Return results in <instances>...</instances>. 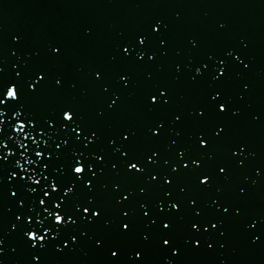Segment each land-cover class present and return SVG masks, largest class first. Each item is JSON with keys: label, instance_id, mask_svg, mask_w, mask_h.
<instances>
[{"label": "snow or ice", "instance_id": "1", "mask_svg": "<svg viewBox=\"0 0 264 264\" xmlns=\"http://www.w3.org/2000/svg\"><path fill=\"white\" fill-rule=\"evenodd\" d=\"M180 19L177 14V22ZM171 27L164 18H156L146 29L125 37L111 61L126 66L158 64L168 56L167 33ZM226 29L227 24H219L218 30ZM84 36L93 39V30L88 28ZM13 40L17 45L24 42L19 34ZM153 41L159 42L158 48L152 47ZM200 43L196 36L188 39L192 50L199 49ZM247 48L248 45L243 44L239 54L236 48L230 47L219 54H208L198 62L195 58L189 60L187 69L191 75L188 83L199 88L207 81L208 89L199 105L188 114L194 125L188 141L184 140L185 113L173 111L170 120H155L145 128L144 136L153 147L142 154L135 150L140 135L135 126H125L106 134L100 127L87 123L75 105H65L47 117H38L31 110L30 102L45 90L65 87L64 75L53 71L65 56L62 43L48 45L46 64L30 63L33 56L29 54L28 60H22L23 66L13 65L12 76L6 74L0 61V193L7 188L15 198L12 201L15 211L8 209L15 219L11 222V231L0 235V256L7 251L8 236L15 233L22 234L29 254L28 264H45L44 257L49 250L57 254L74 251L82 237L91 241L97 250L107 251L106 264H148L146 256L153 248L163 254L164 264H178V259L174 258L181 257L185 251L201 248L206 243V234L211 231L226 237L230 221L245 214L242 202L249 197L251 188L264 178V167H256L254 172L258 179L246 177L251 184L238 186L235 199L222 196L223 184L231 179L232 170L247 168L250 160L256 157V152L244 140L228 149L227 160H218L216 153V146L231 132L230 123H235L242 114L238 101L244 102L252 92L253 86L248 82L241 85L242 92L238 97L230 95L226 87L231 81L233 58L242 66L241 71H251L252 61L241 58ZM12 55L16 56L17 52ZM34 55L39 57L41 53L37 51ZM160 66L162 68V64ZM175 70V80L179 83L185 65L177 64ZM105 72L103 66L91 72L100 94L110 101L106 107L97 109L98 121H105L118 112L134 86L133 73L125 70L118 74L114 90L113 84L106 80ZM154 78L153 72L146 73L147 80ZM71 90L85 94L76 83L71 84ZM174 98L173 87L159 84L147 91L144 108L148 113L162 112L170 108ZM213 115L214 125L207 126ZM252 123L264 127V111L254 113ZM9 126L11 132H6ZM165 136L169 142L162 150L156 145ZM100 143H106L107 147L98 149ZM109 167L117 175L123 172L131 179L142 181L137 188L144 199H136L135 204V189L120 183L112 186L110 196L118 215L106 209L100 198L101 193L108 192V185L103 184L101 178ZM187 174L194 176L198 182L196 187L201 191L215 188L221 194L207 204V208L213 210L211 215L205 214L198 195L187 196L188 186L180 183V178ZM153 189L160 192L155 201L147 198ZM82 191L88 193L84 200L77 197V192ZM140 222L144 230L137 232ZM80 223L101 225L103 232L90 235L84 230L74 234L72 229ZM262 224L264 217L255 218L251 228L257 229ZM181 225L187 233L182 238L178 235ZM262 239L264 228L255 235L252 243H260ZM130 240L132 245L125 249V242ZM193 243L195 246L191 247ZM207 247L212 249L214 245L207 243ZM11 251L17 253L20 249L13 247ZM0 264H3L2 260Z\"/></svg>", "mask_w": 264, "mask_h": 264}, {"label": "water", "instance_id": "2", "mask_svg": "<svg viewBox=\"0 0 264 264\" xmlns=\"http://www.w3.org/2000/svg\"><path fill=\"white\" fill-rule=\"evenodd\" d=\"M177 14L181 17L179 22L176 20ZM156 18H164L172 25L167 33L168 56L156 65L126 66L113 63L111 57L116 54L120 42L125 37H131L137 31L146 29ZM221 23L227 24L226 30H218ZM88 28L94 32L93 39L84 36ZM17 34L23 38L22 45H17L13 40ZM192 36L200 39L197 50H192L188 44V39ZM241 41L248 45L241 58L247 57L252 61L251 71H241L242 66L233 58L231 81L226 87L230 95L238 97L242 92L241 85L248 82L253 86L252 92L246 96L244 102L238 101L237 106L242 114L235 123H230L231 132L216 146V153L218 160H227L230 156L228 149L234 143L244 140L256 152V157L250 160L247 168L232 170L231 179L223 184L224 199H235L238 186L251 184L246 177L258 179L254 170L256 167H264V127L252 123V115L264 111V0H0V61L3 62L2 66L8 76L14 75L13 65L23 66L22 60H28L29 54L33 56L30 63L46 64L48 45L62 43L65 48V56L53 68L54 72L64 75V89L45 90L39 98L30 102L31 110L38 117H47L65 105H75L87 123L100 127L106 134H112L125 126H135L140 131L135 146L138 154L153 147L144 136L145 128L155 120H170L173 111L182 110L185 113L184 140L188 141V135L194 127L188 114L199 105L208 89L207 81L202 82L199 88H193L188 83L191 75L187 69L189 60L195 58L198 62L208 54H219L230 47L236 48L239 54L243 49ZM152 47L158 48L159 42L153 41ZM37 51L41 53L39 57L34 55ZM13 52H17V55L13 56ZM177 64L185 65L179 83L175 80ZM98 66L105 68L106 80L113 84L114 90L121 71H131L134 76V86L122 101L120 110L105 121H98L96 118L97 109L106 107L110 102L107 96L100 94L93 82L91 72ZM149 71L155 74L151 81L146 79ZM72 83H76L85 94L74 93L71 90ZM159 84L173 87L174 103L165 111L148 113L144 108L145 95L151 87ZM214 123L213 115L207 126ZM6 132H11L10 126L6 128ZM168 142V137L165 136L156 146L163 150ZM97 147L106 148L107 145L100 143ZM160 163L163 165L162 160ZM101 181L108 185V192L101 193L100 198L113 215H118L110 196L114 184L120 183L136 190L133 204L136 199H144L137 188L142 181L131 179L123 172L117 175L109 167ZM180 183L188 186L187 196L200 197L199 202L205 208V214L211 215L213 210L208 209L207 204L221 194L215 188L210 191L198 189V182L192 174L182 176ZM5 184L7 185L6 179ZM87 195V191L77 192L80 200L86 199ZM159 197V190L153 189L147 198L155 201ZM14 199L7 188L0 193V235L11 231V222L15 218L8 209L13 208L15 211L12 204ZM242 206L245 214L230 221L226 237H220L218 233L211 231L206 234V243L201 248L185 251L181 257L174 258L178 259V264H264V239L260 243H252L255 235H259L261 228H264V224L257 229L251 228L255 218L264 217V178L251 188L250 195L242 202ZM188 218L190 217H186ZM84 230L89 231L90 235L103 232L101 225L84 223L72 229L74 234ZM143 230V223H138L136 231ZM178 235L181 238L187 235L183 225L178 228ZM132 243L131 240L125 242L124 248H129ZM207 243H212L214 247L208 249ZM221 244L225 246L221 247ZM194 246L193 243L191 247ZM13 247H18L20 251L12 253ZM6 248L5 254L0 256L3 264H28L29 254L22 234L8 236ZM107 255L106 250H97L91 241L82 237L74 251L57 254L49 250L44 260L45 264H106ZM146 259L148 264H164L163 254L158 248H153Z\"/></svg>", "mask_w": 264, "mask_h": 264}]
</instances>
